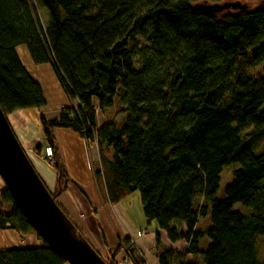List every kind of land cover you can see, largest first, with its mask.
I'll return each instance as SVG.
<instances>
[{
	"label": "trees",
	"instance_id": "obj_1",
	"mask_svg": "<svg viewBox=\"0 0 264 264\" xmlns=\"http://www.w3.org/2000/svg\"><path fill=\"white\" fill-rule=\"evenodd\" d=\"M216 1L0 0L2 112L45 104L17 57L19 44L35 64L50 63L69 100L79 102L39 118L43 143L34 154L45 158L51 147L53 199L70 180L53 129L68 127L96 143L94 176L111 203L138 190L146 222L155 220L169 242H185L181 252L161 249L156 235L159 264H264L256 246L264 237V149L252 153L264 132V77L248 70L264 71V0L215 14L196 7ZM93 98L103 112L119 105L121 122L98 127ZM232 163L239 167L219 199L222 167ZM235 203L251 214L233 210ZM4 204L0 229L36 234L6 188ZM208 212L210 227L198 230ZM174 220L182 229L171 226ZM204 235L209 243L201 251ZM120 241L134 264H146L131 240ZM64 262L44 240L0 249V264Z\"/></svg>",
	"mask_w": 264,
	"mask_h": 264
},
{
	"label": "crops",
	"instance_id": "obj_2",
	"mask_svg": "<svg viewBox=\"0 0 264 264\" xmlns=\"http://www.w3.org/2000/svg\"><path fill=\"white\" fill-rule=\"evenodd\" d=\"M15 50L24 70L39 84L45 104L40 108L14 110L7 115V119L33 167L39 172L46 188L52 192L57 181L55 170L45 158L34 154V148L43 143L39 118L44 114L53 117L65 106L76 107L79 102L69 100L50 63L35 64L24 44H19ZM92 100L98 127L113 120L108 111L97 108L98 100ZM53 134L58 155L70 178L66 190L58 193L55 200L103 258H110L114 264H134L128 258L125 247H119L120 240L126 238L131 240L146 264H159L154 255L156 235L165 249L183 250V240L169 242L164 230L157 228L153 221L146 222L143 214L134 212L127 196L114 203L109 201L104 183H97L94 176V167L99 166L96 143L86 144L79 133L68 127H55ZM3 189L5 183L0 177V193ZM4 205L0 207L2 211L5 210ZM145 222L149 224L147 227ZM142 231L146 233L142 234ZM41 243L42 239L32 232L21 233L10 227L0 229V249L39 246ZM188 258L192 257L189 255Z\"/></svg>",
	"mask_w": 264,
	"mask_h": 264
},
{
	"label": "water",
	"instance_id": "obj_3",
	"mask_svg": "<svg viewBox=\"0 0 264 264\" xmlns=\"http://www.w3.org/2000/svg\"><path fill=\"white\" fill-rule=\"evenodd\" d=\"M211 14L225 9L246 10L240 1L196 4ZM0 177L20 212L36 234L68 264H109L86 240L73 221L57 205L0 107Z\"/></svg>",
	"mask_w": 264,
	"mask_h": 264
},
{
	"label": "rangeland",
	"instance_id": "obj_4",
	"mask_svg": "<svg viewBox=\"0 0 264 264\" xmlns=\"http://www.w3.org/2000/svg\"><path fill=\"white\" fill-rule=\"evenodd\" d=\"M236 1H240L242 4H246V5L249 4L253 9L258 7L259 2H260L259 0L258 1L257 0H219L216 2L217 3H225V2H236ZM226 11L233 12L234 9H226ZM240 66L243 68L248 67L247 63L245 61H242L240 63ZM248 70L252 71L254 73L261 74L264 77V71H262L260 67L250 68ZM262 111H264V106H263ZM108 113L112 116L114 121H120V122H121V119L124 115L123 111L121 109H119V105H117L113 109L109 110ZM249 131L250 130H247L244 133H248ZM252 147H253L252 148L253 154H259L262 152V150L264 149V132L261 135V137L255 141V143L253 144ZM238 167H239L238 163H232L229 165H224L222 167V172L220 174V180H219L220 183H219V187L217 190V196L219 199H223V197L225 196V192H224L225 187L232 182L233 172ZM37 173L39 174L38 171H37ZM127 200L131 203V207L133 208L135 213H136V211H138L139 214H143V208L141 207V196H140V193L138 190H135V192L128 195ZM196 205H200L199 200L196 201ZM3 209L7 210L8 205L5 204ZM233 210H238L245 216L251 214L250 209L243 207L241 203H235L233 206ZM153 222L155 225L157 224V222L155 220H153ZM210 224H211V215L208 212L205 216H202V218L199 219V221L197 223V228H198V230H201V231L206 230L207 228L210 227ZM145 225L147 227L149 224L148 223L146 224V222H145ZM182 225H183V222H179L176 220L171 222V226L177 227L178 229H182ZM208 243H209V238L206 235H204L199 240L198 248L201 251H203L206 249L205 247L207 246ZM176 246H178V245H176ZM256 246H257V250H258V256H260L261 260H264V237L260 236L257 238ZM161 249H164V247L162 246Z\"/></svg>",
	"mask_w": 264,
	"mask_h": 264
},
{
	"label": "built area",
	"instance_id": "obj_5",
	"mask_svg": "<svg viewBox=\"0 0 264 264\" xmlns=\"http://www.w3.org/2000/svg\"><path fill=\"white\" fill-rule=\"evenodd\" d=\"M52 150H51V147L47 146L45 147V151H44V157H45V160L48 161V163L52 166ZM146 231H142V234H145Z\"/></svg>",
	"mask_w": 264,
	"mask_h": 264
}]
</instances>
